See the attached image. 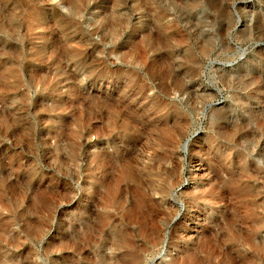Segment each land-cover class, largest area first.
I'll return each instance as SVG.
<instances>
[{"label":"rangeland","instance_id":"374dc122","mask_svg":"<svg viewBox=\"0 0 264 264\" xmlns=\"http://www.w3.org/2000/svg\"><path fill=\"white\" fill-rule=\"evenodd\" d=\"M69 1L0 0V264H264V0Z\"/></svg>","mask_w":264,"mask_h":264},{"label":"bare ground","instance_id":"6f19581e","mask_svg":"<svg viewBox=\"0 0 264 264\" xmlns=\"http://www.w3.org/2000/svg\"><path fill=\"white\" fill-rule=\"evenodd\" d=\"M69 1V0H68ZM76 1V0H75ZM81 1V0H80ZM78 2V1H77ZM70 5L73 2V0H70L69 2ZM73 5V4H72ZM70 7H73V6H70ZM78 7V6H77ZM2 11V10H1ZM58 14V13H57ZM114 14V13H113ZM110 16V15H109ZM108 16V17H109ZM112 16V15H111ZM120 22V20L118 21ZM127 22V21H125ZM121 23H124V22H121ZM121 24H119L120 26ZM127 25V24H126ZM110 29H112L111 33H115L117 28H118V25L117 23H113V22H110ZM117 27V28H116ZM125 28V27H124ZM123 28V29H124ZM120 30H121V26H120ZM115 31V32H114ZM119 32V30L117 31ZM119 34V33H117ZM112 35V34H111ZM113 36V35H112ZM78 228V227H77ZM39 231V230H37ZM77 233V235H75L73 233V245L75 246L78 242H77V238H78V235H81L82 238H83V246H81V249H84V246L85 248L89 246L90 249H92L95 254L94 255H91L90 258H86L84 257V261L87 263V264H116V260L110 258V256H106L102 251V249H104L105 247H107L109 245V248L112 247V246H117V245H121V244H124L125 242V239L123 238V236L121 234H118V235H114L115 236V239H111V238H105L102 241H99L97 239V237L94 235L95 232L91 233V228H89L88 226H85V227H81ZM76 231V232H77ZM75 232V230H74ZM79 241V240H78ZM80 247V246H79ZM79 249V250H81ZM100 251V252H99ZM102 252V253H101ZM139 259L136 257L135 254H129L128 255V258H127V264H139ZM73 264H75L74 260H73Z\"/></svg>","mask_w":264,"mask_h":264}]
</instances>
